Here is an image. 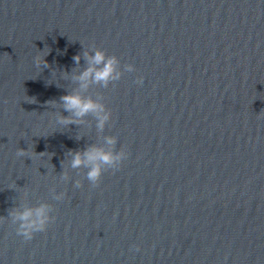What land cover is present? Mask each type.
<instances>
[{
    "label": "water",
    "instance_id": "obj_1",
    "mask_svg": "<svg viewBox=\"0 0 264 264\" xmlns=\"http://www.w3.org/2000/svg\"><path fill=\"white\" fill-rule=\"evenodd\" d=\"M97 50L117 59L119 79L81 88ZM67 94L102 104L103 128L95 113L61 124ZM89 148L126 153L96 162L99 186L88 161L71 166ZM41 206L46 230L17 235L9 213ZM0 264H264L254 168L208 0H0Z\"/></svg>",
    "mask_w": 264,
    "mask_h": 264
},
{
    "label": "clouds",
    "instance_id": "obj_2",
    "mask_svg": "<svg viewBox=\"0 0 264 264\" xmlns=\"http://www.w3.org/2000/svg\"><path fill=\"white\" fill-rule=\"evenodd\" d=\"M88 57V54H84ZM46 56V55H45ZM76 64L80 62V56L76 55L73 57ZM89 67L82 71L77 79L80 82L81 88H87L88 82L91 80L96 83L103 82L106 86L110 80L119 79V74L115 72V65L118 63L115 57L106 58L102 51L97 50L95 55L88 58ZM35 64L37 67L43 65L44 68L49 67L45 59H41L37 56L35 59ZM103 65L100 68L95 66ZM129 70H132V66H129ZM143 78H139L136 83L141 84ZM60 102L63 104L64 110L70 115L68 117H62L60 123L63 125H69L78 123L83 117L90 113H95L99 121L98 127L101 129L104 126L105 121L109 119V115H100L103 113L104 106L91 99H85L78 94H67L60 97ZM55 101H48L47 106H52ZM108 143L114 144L113 139H109ZM16 155L18 157L27 156V151L20 149L17 151ZM72 155L71 166L73 168H79L81 166H89V171L87 173V179L92 183L93 186H99L101 177L103 175L102 170L97 161L103 162L104 164L117 165L121 164L126 159V153L120 152L118 154L105 153L101 150L95 148H89L84 151L83 159L80 152H75ZM85 160L89 162V165H85ZM79 187V184H77ZM59 198V197H58ZM47 206H41L35 210L25 209L23 211L13 210L9 215L13 218L14 222L18 223L17 235L22 236L25 240L33 239L35 233L44 232L46 230V225L48 223L47 216ZM138 250V249H137Z\"/></svg>",
    "mask_w": 264,
    "mask_h": 264
}]
</instances>
